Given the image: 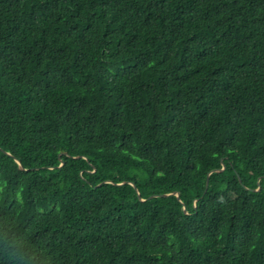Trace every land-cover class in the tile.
Returning <instances> with one entry per match:
<instances>
[{
    "label": "trees",
    "instance_id": "16d2710c",
    "mask_svg": "<svg viewBox=\"0 0 264 264\" xmlns=\"http://www.w3.org/2000/svg\"><path fill=\"white\" fill-rule=\"evenodd\" d=\"M0 264H264V0H0Z\"/></svg>",
    "mask_w": 264,
    "mask_h": 264
},
{
    "label": "water",
    "instance_id": "95a60500",
    "mask_svg": "<svg viewBox=\"0 0 264 264\" xmlns=\"http://www.w3.org/2000/svg\"><path fill=\"white\" fill-rule=\"evenodd\" d=\"M131 185L134 186V184H131ZM136 190H137V189H136ZM259 190H260V188H259ZM173 195L177 196L178 198L180 197L178 193H175V194H173ZM168 196H171V195H163V197H168Z\"/></svg>",
    "mask_w": 264,
    "mask_h": 264
}]
</instances>
